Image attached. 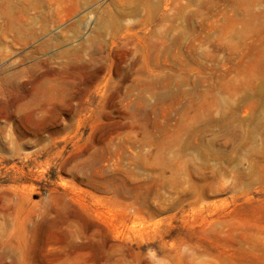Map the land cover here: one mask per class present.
<instances>
[{
    "label": "rangeland",
    "instance_id": "374dc122",
    "mask_svg": "<svg viewBox=\"0 0 264 264\" xmlns=\"http://www.w3.org/2000/svg\"><path fill=\"white\" fill-rule=\"evenodd\" d=\"M0 264H264V0H0Z\"/></svg>",
    "mask_w": 264,
    "mask_h": 264
}]
</instances>
